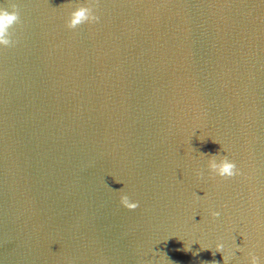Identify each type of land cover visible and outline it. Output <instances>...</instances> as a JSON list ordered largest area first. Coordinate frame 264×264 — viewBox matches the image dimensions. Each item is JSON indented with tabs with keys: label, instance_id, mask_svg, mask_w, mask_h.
<instances>
[{
	"label": "water",
	"instance_id": "water-1",
	"mask_svg": "<svg viewBox=\"0 0 264 264\" xmlns=\"http://www.w3.org/2000/svg\"><path fill=\"white\" fill-rule=\"evenodd\" d=\"M0 7V264H264V0Z\"/></svg>",
	"mask_w": 264,
	"mask_h": 264
},
{
	"label": "clouds",
	"instance_id": "clouds-1",
	"mask_svg": "<svg viewBox=\"0 0 264 264\" xmlns=\"http://www.w3.org/2000/svg\"><path fill=\"white\" fill-rule=\"evenodd\" d=\"M92 9V7L85 5L74 8L68 15L66 21L67 27L74 28L84 22L92 23L96 21L98 17L93 13ZM17 20L18 14L15 7L11 8V11L7 8L0 7V46H8L11 43L8 30L14 22H17ZM213 141L216 142L215 140ZM220 148H222L221 145ZM218 155L219 151L208 155L206 168L208 169L209 175L214 174L219 177H232L239 174V169L232 160L228 159L226 156H219V158H217ZM196 175L199 177L202 175V172L198 169ZM118 193L119 203L124 208L135 209L138 206L137 201L131 200L122 190H118ZM211 215L215 217L218 216L219 213L213 211L211 212ZM190 245L191 243L188 245L184 243L183 250L187 251ZM202 248L211 249L209 247ZM214 248L216 252L221 253L224 264H228L234 254V249H239V245H233V248L226 249L224 243L217 242L214 245ZM247 260L248 264H260L259 257L251 249L247 252Z\"/></svg>",
	"mask_w": 264,
	"mask_h": 264
}]
</instances>
